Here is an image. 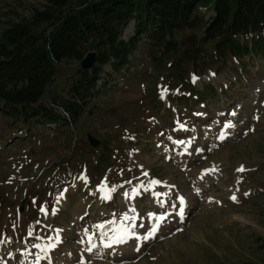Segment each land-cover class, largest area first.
Segmentation results:
<instances>
[{"label": "rangeland", "instance_id": "374dc122", "mask_svg": "<svg viewBox=\"0 0 264 264\" xmlns=\"http://www.w3.org/2000/svg\"><path fill=\"white\" fill-rule=\"evenodd\" d=\"M47 2L0 0V34ZM204 35L137 38L75 123L28 129L0 115V264H264V56L219 58ZM78 70L64 60L45 99L60 117L50 98ZM178 197L186 222L173 219ZM166 207L173 220L152 233ZM122 224L140 238L112 243Z\"/></svg>", "mask_w": 264, "mask_h": 264}, {"label": "trees", "instance_id": "16d2710c", "mask_svg": "<svg viewBox=\"0 0 264 264\" xmlns=\"http://www.w3.org/2000/svg\"><path fill=\"white\" fill-rule=\"evenodd\" d=\"M199 7L215 15L205 21ZM131 22L135 32L125 41ZM200 28L204 41H217L220 57L247 55L250 43L264 48V0H48L29 18L9 22L0 34V115L16 125L68 118L75 123L87 101L111 79V72L102 77L103 68L109 65L119 73L130 64L137 38L163 39L176 30ZM90 51L97 55L95 68L78 70L65 97L50 98L67 115L60 118L45 101L58 66L64 60L81 61Z\"/></svg>", "mask_w": 264, "mask_h": 264}, {"label": "snow or ice", "instance_id": "6c2138e0", "mask_svg": "<svg viewBox=\"0 0 264 264\" xmlns=\"http://www.w3.org/2000/svg\"><path fill=\"white\" fill-rule=\"evenodd\" d=\"M233 115H235V113H233ZM233 125L231 124V122H229L228 124H226L225 125V127L227 128V127H232ZM222 139H223V137H221ZM180 143H183V142H180ZM238 171H243V167H241L240 169H238ZM104 185H102V187H101V190H104ZM112 191H115V189L113 188V189H111ZM125 195H127V193L125 194ZM107 198V197H106ZM233 200H235L236 199V197L235 196H233V197H231ZM183 198H181V204L183 205ZM41 211H44V209L42 208L41 209ZM133 211H135V209H133ZM183 214H184V212H183V208H181V211H180V215L181 216H183ZM124 219L125 220H127V219H129V217H127V216H125L124 217ZM156 219H158V220H163L164 219V217H158V218H156ZM95 227H97L98 229H103L104 228V225L103 224H100V225H96ZM159 227V225L157 224L155 227H153V229H152V233H155L156 232V230H157V228ZM116 232H117V238L119 239V238H121L122 236H125V235H128L129 233H128V229L125 227V226H123V224L121 225V227L120 228H118V229H116L115 230ZM86 233H87V230H86ZM152 233H150L149 235L151 236V234ZM31 234V233H30ZM107 233H105V232H101V235H106ZM37 247H38V245H37Z\"/></svg>", "mask_w": 264, "mask_h": 264}, {"label": "water", "instance_id": "95a60500", "mask_svg": "<svg viewBox=\"0 0 264 264\" xmlns=\"http://www.w3.org/2000/svg\"><path fill=\"white\" fill-rule=\"evenodd\" d=\"M96 63V54L93 52H89L84 60L81 62V67L83 70H91Z\"/></svg>", "mask_w": 264, "mask_h": 264}, {"label": "bare ground", "instance_id": "6f19581e", "mask_svg": "<svg viewBox=\"0 0 264 264\" xmlns=\"http://www.w3.org/2000/svg\"><path fill=\"white\" fill-rule=\"evenodd\" d=\"M117 234V233H116ZM179 237V236H178ZM182 246V245H181ZM179 258V257H178ZM184 260V259H183Z\"/></svg>", "mask_w": 264, "mask_h": 264}]
</instances>
